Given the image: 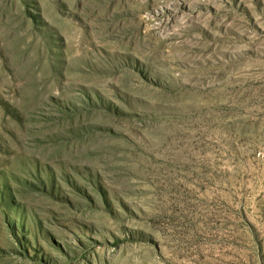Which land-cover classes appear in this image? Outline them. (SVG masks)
I'll return each instance as SVG.
<instances>
[{
  "label": "rangeland",
  "instance_id": "rangeland-1",
  "mask_svg": "<svg viewBox=\"0 0 264 264\" xmlns=\"http://www.w3.org/2000/svg\"><path fill=\"white\" fill-rule=\"evenodd\" d=\"M0 264H264V0H0Z\"/></svg>",
  "mask_w": 264,
  "mask_h": 264
}]
</instances>
